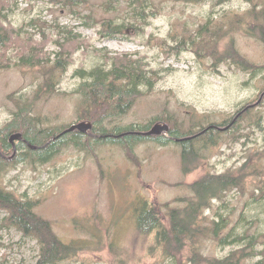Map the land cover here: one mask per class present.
I'll use <instances>...</instances> for the list:
<instances>
[{
  "label": "rangeland",
  "instance_id": "374dc122",
  "mask_svg": "<svg viewBox=\"0 0 264 264\" xmlns=\"http://www.w3.org/2000/svg\"><path fill=\"white\" fill-rule=\"evenodd\" d=\"M75 2L66 6L62 0H7L0 9L5 25L34 35L35 41L43 42L45 32L51 58L45 67H22L20 52L10 49L11 66L0 70V129L14 118L17 107L10 97L15 95L35 103L33 119L40 129L60 130L78 123L83 100L79 73L105 63L108 55L140 59L148 72L158 75L150 74L157 79L153 89L143 88L145 94L124 117L108 122V129L167 122L170 129L196 133L241 116L240 125L220 135L215 144L202 143L201 164L190 174L183 170L182 148L175 142L140 143L135 149L139 164L119 145L98 146L95 154L70 146L45 163L29 160L11 168L0 176V187L20 200L37 203L36 214L52 223L63 242L90 243V249L61 264H195V253L202 256L200 264L229 257L232 264H264V131L258 129L264 127L262 96L254 105L261 108L244 116L264 91V41L256 26L254 35L232 26L255 6L264 8V0H153L157 9L150 11L157 14L147 21L141 20L142 9L131 0ZM90 15L97 22L112 20L124 26L125 36L105 38L99 27L80 20ZM207 24L212 31L218 25L228 31L219 43L221 54L232 44L247 63L263 67L260 73L254 75L230 60L213 61L204 52L199 55L195 44ZM71 31L90 47L76 48L72 63L57 74L54 90L43 94L45 70L60 52L58 42L63 43ZM185 38L188 43L196 40L195 44L181 43L180 51ZM227 173L243 179L241 186L204 211L203 225L210 234L197 244L187 243L179 258L165 257L162 249H153L154 236L138 232V204L161 205L163 214L183 209L195 198L196 182ZM5 217L0 209V221ZM217 222L222 224L218 238L212 232ZM228 235L237 236L236 241L221 244ZM38 258L37 240L15 228L0 229V264H36Z\"/></svg>",
  "mask_w": 264,
  "mask_h": 264
},
{
  "label": "trees",
  "instance_id": "16d2710c",
  "mask_svg": "<svg viewBox=\"0 0 264 264\" xmlns=\"http://www.w3.org/2000/svg\"><path fill=\"white\" fill-rule=\"evenodd\" d=\"M6 1L0 0V9L5 8ZM62 1L66 6L76 3L75 0ZM131 1V4L138 10L142 9L138 13L142 21H147L148 18L156 16L157 13L150 11L157 9L153 0ZM177 1L191 3L195 0ZM258 8L255 6L246 16L238 17L232 26L234 29L244 28L248 35H254L252 26H256L259 30V37L264 41V8ZM80 20L84 21L87 26L99 27L100 34L104 35L105 38H118L126 34L123 31L124 26L117 25L112 20L97 22L92 15L80 16ZM8 26L0 20V70L8 69L11 66V58L8 55L11 48H17L20 52L19 65L22 67H45V64L51 63L50 55L48 56L46 52L47 37L45 32H43L44 41L38 42L35 41L34 35L24 34L22 31ZM227 33L225 25H218L215 27V31H212L207 24L198 33V43L195 44L196 40L193 39H189L188 43L185 38L180 41L179 50L182 51L184 48L181 43L190 44L191 42V44L196 45L195 51L199 55L204 52L213 61L230 60L245 71H251L254 75L259 74L263 67L247 63L234 50L232 44L227 47L226 53H220L219 43ZM58 46L60 52L55 54L56 59L53 60V64L45 70V81L41 87L43 94H49L54 90L57 74L59 71L67 69L72 63V54L76 48L80 50L90 47L88 42L80 35H74L72 31L64 36L63 43L58 42ZM145 65L143 61L132 56L108 55L105 63L96 65L90 71H80L79 74L83 78V82L79 86L78 93L83 100L79 106L78 123H91L93 125L92 135L83 134L79 131L63 134L72 125L60 130L40 129L33 119L35 103L28 101L25 96H11V99L15 98L12 100L16 102L17 109L14 112V118L4 128L0 129V176L7 173L11 168L29 160L45 163L70 146L95 154L94 150L98 146L119 145L132 162L139 164L135 149L145 141H155L162 146H167L171 142L177 143L182 148L184 172L190 174L196 170L201 164V146L215 144L216 141L212 139L202 144L201 135H197L200 131L196 133L185 132V134L180 128L173 129L171 126L169 137L164 135L148 137L143 133L150 131L157 124H166L167 122L150 124L147 127L131 126L108 129L106 126L108 122L124 117L132 109L136 101L145 94L143 88L150 91L153 89L157 79L154 80L150 74L158 75L156 72H148ZM263 94L264 91L261 95ZM249 109L250 106L245 109L244 116H248ZM241 119H238L239 125ZM230 123L224 125H230ZM170 125L172 124L170 123ZM19 133L23 135L24 141L16 142L15 147L18 152L22 149V153H17L14 156L15 149L10 142V137ZM33 147L37 149L34 150ZM242 181L239 176L235 174L233 176L232 173L205 176L192 186L195 198L188 201L183 209H169V205L164 206V208L169 209L168 214L162 213L163 207H160L161 205L152 204L148 201L138 204V207L135 208L138 232L144 237L154 236L155 238L152 237V242L155 245L153 249H162L165 257L179 258L187 243L197 244L200 237L210 234V228L206 229L203 225L202 215L204 211L211 207L214 200L223 198L229 190L239 188ZM183 202L185 203L186 200ZM36 204L32 201L20 200L0 187V209L6 213V217L0 221V229L15 228L22 232L25 237H32L37 240L39 258L36 264H61L76 257L81 251L90 249V243L85 240L71 244L63 242L54 232L52 223L36 214ZM221 231L222 224L220 222L214 223L212 231L214 236L218 235V238ZM236 239L237 236L234 238V235H228L220 243L225 244L228 240H232L231 243H233ZM200 260H202V256L195 253V264H200ZM215 264L232 263L229 257Z\"/></svg>",
  "mask_w": 264,
  "mask_h": 264
},
{
  "label": "water",
  "instance_id": "95a60500",
  "mask_svg": "<svg viewBox=\"0 0 264 264\" xmlns=\"http://www.w3.org/2000/svg\"><path fill=\"white\" fill-rule=\"evenodd\" d=\"M264 97V94L262 95V98ZM231 128V126L226 127L224 130H228ZM93 129V125L91 123L87 122H81V123H76L73 124L69 129H67L63 134H68L72 133L74 131H79L83 134H91V130ZM170 127L167 124H157L155 125L150 131L143 133L144 135L151 137V136H160L164 135L166 137L170 136ZM24 141V137L22 134H14L10 137V142L14 145L15 149V154L14 156L18 153L17 148L15 147L16 142H21ZM34 150H36V147H33Z\"/></svg>",
  "mask_w": 264,
  "mask_h": 264
},
{
  "label": "flooded vegetation",
  "instance_id": "af4514ba",
  "mask_svg": "<svg viewBox=\"0 0 264 264\" xmlns=\"http://www.w3.org/2000/svg\"><path fill=\"white\" fill-rule=\"evenodd\" d=\"M261 96L262 95H260V97H259V101L260 100H262V98H261ZM258 101V102H259ZM261 104L262 105H264V97H263V100H262V102H261ZM261 104H259L258 106H254L255 104H252V105H250V111H253V110H255V109H259V108H261ZM248 110V111H249ZM241 117V116H240ZM240 117L238 118V119H240ZM238 119L237 120H232V122L230 123V125H224V124H219V125H216V124H211V125H209L208 127H205V128H203V129H201V131H200V133L199 134H197V135H201V137H202V142L203 143H207L208 141H211L212 139L213 140H216L217 138V136L218 135H222V134H224V133H231V132H234V130L235 129H237L236 128V126L237 125H239V121H238ZM235 121V122H234ZM228 126H231V128H229L228 130H226V131H223L226 127H228ZM258 129H260V130H263L264 131V127H259ZM218 134V135H217Z\"/></svg>",
  "mask_w": 264,
  "mask_h": 264
}]
</instances>
